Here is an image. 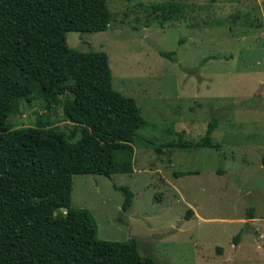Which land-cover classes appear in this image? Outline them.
<instances>
[{
    "label": "rangeland",
    "instance_id": "374dc122",
    "mask_svg": "<svg viewBox=\"0 0 264 264\" xmlns=\"http://www.w3.org/2000/svg\"><path fill=\"white\" fill-rule=\"evenodd\" d=\"M160 3H179L178 18L158 23L163 12L149 6ZM106 4L105 30H70L66 41L106 53L113 88L134 98L144 124L132 171L74 174L71 206L90 210L99 238L134 239L155 264H264V0ZM38 117L69 132L61 105L21 100L7 121ZM212 118L219 150L165 145L200 138ZM115 184L133 191L126 211Z\"/></svg>",
    "mask_w": 264,
    "mask_h": 264
},
{
    "label": "trees",
    "instance_id": "16d2710c",
    "mask_svg": "<svg viewBox=\"0 0 264 264\" xmlns=\"http://www.w3.org/2000/svg\"><path fill=\"white\" fill-rule=\"evenodd\" d=\"M149 7L163 12L160 24L182 9ZM109 21L106 0H0V264H155L134 239L99 238L90 210L70 203L74 174L132 171V143L144 124L134 98L113 88L106 53L67 44L66 32L105 30ZM21 100L61 105L69 132L40 117L12 128L7 117ZM216 125L212 118L200 138L165 145L219 150ZM114 186L126 211L133 191Z\"/></svg>",
    "mask_w": 264,
    "mask_h": 264
}]
</instances>
